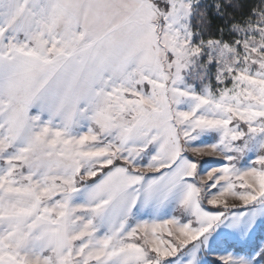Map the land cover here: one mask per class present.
<instances>
[{"label": "snow or ice", "instance_id": "obj_1", "mask_svg": "<svg viewBox=\"0 0 264 264\" xmlns=\"http://www.w3.org/2000/svg\"><path fill=\"white\" fill-rule=\"evenodd\" d=\"M0 264H264V0H0Z\"/></svg>", "mask_w": 264, "mask_h": 264}, {"label": "rangeland", "instance_id": "obj_2", "mask_svg": "<svg viewBox=\"0 0 264 264\" xmlns=\"http://www.w3.org/2000/svg\"><path fill=\"white\" fill-rule=\"evenodd\" d=\"M204 159H211V158H209V157H205Z\"/></svg>", "mask_w": 264, "mask_h": 264}]
</instances>
